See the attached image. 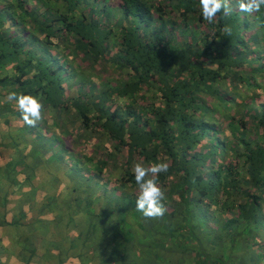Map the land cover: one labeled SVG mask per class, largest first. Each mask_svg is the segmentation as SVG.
I'll use <instances>...</instances> for the list:
<instances>
[{
    "label": "trees",
    "instance_id": "1",
    "mask_svg": "<svg viewBox=\"0 0 264 264\" xmlns=\"http://www.w3.org/2000/svg\"><path fill=\"white\" fill-rule=\"evenodd\" d=\"M230 2L209 23L199 0H0L3 145L41 147L31 170L140 264H264V8ZM155 163L166 211L145 218L133 169Z\"/></svg>",
    "mask_w": 264,
    "mask_h": 264
},
{
    "label": "crops",
    "instance_id": "2",
    "mask_svg": "<svg viewBox=\"0 0 264 264\" xmlns=\"http://www.w3.org/2000/svg\"><path fill=\"white\" fill-rule=\"evenodd\" d=\"M5 138L9 141L3 132L0 135V264H140L141 258L138 261L130 253L129 243L112 238L114 222L109 227H94L89 225V216L69 207L65 195L72 183L69 185L65 178L52 180L45 171L41 172L44 166L37 173L31 170L34 159L44 155L41 147L20 146L19 141L17 147L4 146ZM124 229L137 232L134 226L125 225ZM42 235L47 237L46 245L41 242L45 239ZM12 239H15V253ZM18 241L21 246H15ZM60 242L62 248L52 247ZM6 245L12 252L7 251Z\"/></svg>",
    "mask_w": 264,
    "mask_h": 264
},
{
    "label": "clouds",
    "instance_id": "3",
    "mask_svg": "<svg viewBox=\"0 0 264 264\" xmlns=\"http://www.w3.org/2000/svg\"><path fill=\"white\" fill-rule=\"evenodd\" d=\"M238 11L245 13L260 12L264 8V0H237ZM201 15L204 20L213 23L219 13L225 17L231 16L234 11L230 0H199ZM227 35L232 34L230 26L225 25L222 29ZM7 102L15 104L20 113L21 119L30 127H36L42 119L43 105L31 96L10 92L6 97ZM166 163H155L150 167L136 164L133 169L134 179L138 186V196L136 199V210L143 214L145 218L162 217L166 211L162 201L165 193L157 184L158 175L167 172Z\"/></svg>",
    "mask_w": 264,
    "mask_h": 264
},
{
    "label": "rangeland",
    "instance_id": "4",
    "mask_svg": "<svg viewBox=\"0 0 264 264\" xmlns=\"http://www.w3.org/2000/svg\"><path fill=\"white\" fill-rule=\"evenodd\" d=\"M2 134H3V132H2V130L0 129V135H2ZM6 141H8V140L6 139ZM13 144H14V143H13ZM2 145H3V144H2ZM9 146H10V145H9ZM44 155H45V152H44ZM42 178L45 179L46 176L43 175ZM37 187L43 189V187H42L41 185H39V184L37 185ZM37 187H36V188H37ZM36 203H38V202H36ZM15 237H17V235H15ZM41 237H42V239H44V238H45V235H42ZM41 242H42L43 244L46 245L47 242H48L47 237H46L44 240H42ZM14 243H15V239H12V240H11V246H12V248L14 249V253H15L16 250H15V247H14ZM17 245H18V246H21V243L18 241V242L15 244V246H17ZM52 247H55V248H58V249H59V248H62L63 246L61 247V242H60L59 244L53 245ZM6 248H7V251L12 252L10 246L6 245Z\"/></svg>",
    "mask_w": 264,
    "mask_h": 264
}]
</instances>
